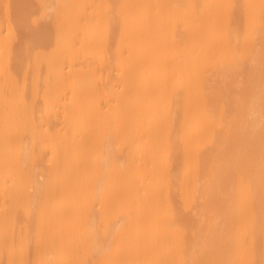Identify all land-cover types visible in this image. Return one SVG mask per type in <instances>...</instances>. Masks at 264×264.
I'll use <instances>...</instances> for the list:
<instances>
[{
	"label": "bare ground",
	"instance_id": "6f19581e",
	"mask_svg": "<svg viewBox=\"0 0 264 264\" xmlns=\"http://www.w3.org/2000/svg\"><path fill=\"white\" fill-rule=\"evenodd\" d=\"M0 264H264V0H0Z\"/></svg>",
	"mask_w": 264,
	"mask_h": 264
}]
</instances>
